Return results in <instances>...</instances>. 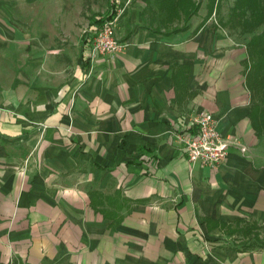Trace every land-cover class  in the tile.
Instances as JSON below:
<instances>
[{
	"label": "crops",
	"instance_id": "obj_1",
	"mask_svg": "<svg viewBox=\"0 0 264 264\" xmlns=\"http://www.w3.org/2000/svg\"><path fill=\"white\" fill-rule=\"evenodd\" d=\"M20 2L0 0V264H264L248 40L200 0H132L125 50L91 68L86 31L112 0L81 26L69 2ZM202 109L229 145L217 168L177 138Z\"/></svg>",
	"mask_w": 264,
	"mask_h": 264
},
{
	"label": "built area",
	"instance_id": "obj_2",
	"mask_svg": "<svg viewBox=\"0 0 264 264\" xmlns=\"http://www.w3.org/2000/svg\"><path fill=\"white\" fill-rule=\"evenodd\" d=\"M116 10L111 17L86 31L88 37L85 55L91 61V68L99 56H112L122 52L127 46L126 42L117 38L118 19L124 10L120 7ZM177 138L182 142V150L190 162L199 161L217 168L229 155V145L222 138L217 119L207 109H202L193 116L191 126L184 132L177 133Z\"/></svg>",
	"mask_w": 264,
	"mask_h": 264
},
{
	"label": "trees",
	"instance_id": "obj_3",
	"mask_svg": "<svg viewBox=\"0 0 264 264\" xmlns=\"http://www.w3.org/2000/svg\"><path fill=\"white\" fill-rule=\"evenodd\" d=\"M118 0H112L111 9L108 13L97 17L92 27L99 25L106 18L117 12L119 7ZM194 9L196 7L194 6ZM112 11V13H111ZM231 18H228L227 24L234 23V26L241 25V31L252 33L253 36L247 41V50L251 67L247 74L248 85L251 93H253L254 103L252 105V117L259 130L264 131V27L259 32L255 31L264 26V3L260 0H235L231 9ZM236 21V22H235ZM256 91L260 93L257 95ZM238 224V223H237ZM260 226L257 224L243 225L240 224L234 228H228L230 235L237 233L246 238L243 246L262 245V241L258 238V230Z\"/></svg>",
	"mask_w": 264,
	"mask_h": 264
},
{
	"label": "rangeland",
	"instance_id": "obj_4",
	"mask_svg": "<svg viewBox=\"0 0 264 264\" xmlns=\"http://www.w3.org/2000/svg\"><path fill=\"white\" fill-rule=\"evenodd\" d=\"M1 1H11V0H1ZM14 2V0H12ZM16 2H24V0H15ZM33 1V0H32ZM35 1V0H34ZM56 0H49L50 3L55 2ZM64 3V5H67V2H69L70 5H74L75 9L79 6V11L80 12H75L72 13L74 10L67 11L65 13V18L66 19H72L73 22L76 20L75 24L81 26L79 23L82 20H86L87 16L92 12V10H105V5H106V0H59ZM132 0H119V7L123 8L124 12L122 15H124L127 11V8L129 5H131ZM201 2H204L203 7L204 9V14L203 18L204 20L210 19V22L214 23L217 27H223L227 33H230L234 36H237L238 38L242 39H247L249 40L253 34L249 33L247 31H241L242 26L241 25H236L234 26V23L227 24L228 18H231V9L233 7V4L235 0H200ZM261 2L264 3V0H260ZM20 2V3H21ZM9 4V3H8ZM7 4V5H8ZM11 4V3H10ZM7 5L6 8H7ZM61 4H56L53 3L49 5V8L53 7H60ZM56 11V9H54ZM207 10V11H206ZM53 11L50 12V18L57 20L59 18V21L57 22V26L59 23L61 24V19H64L63 14H58L57 12ZM78 13V14H77ZM20 16V14L18 13ZM119 22V19H118ZM236 22V21H235ZM118 25V24H117ZM264 26L259 27L255 33L259 32L261 29H263ZM257 95L258 93L256 91ZM264 238V237H263Z\"/></svg>",
	"mask_w": 264,
	"mask_h": 264
}]
</instances>
